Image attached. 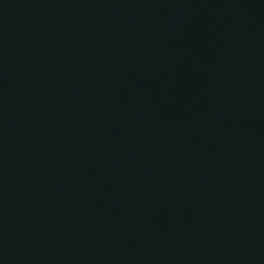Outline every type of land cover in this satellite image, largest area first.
<instances>
[{
	"label": "water",
	"instance_id": "1",
	"mask_svg": "<svg viewBox=\"0 0 264 264\" xmlns=\"http://www.w3.org/2000/svg\"><path fill=\"white\" fill-rule=\"evenodd\" d=\"M0 264H264V0H0Z\"/></svg>",
	"mask_w": 264,
	"mask_h": 264
}]
</instances>
